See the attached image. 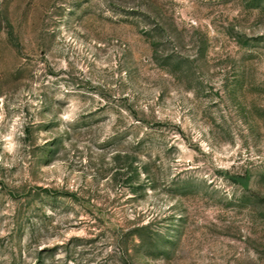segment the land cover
Segmentation results:
<instances>
[{"label":"rangeland","instance_id":"rangeland-1","mask_svg":"<svg viewBox=\"0 0 264 264\" xmlns=\"http://www.w3.org/2000/svg\"><path fill=\"white\" fill-rule=\"evenodd\" d=\"M0 264H264V0H0Z\"/></svg>","mask_w":264,"mask_h":264}]
</instances>
